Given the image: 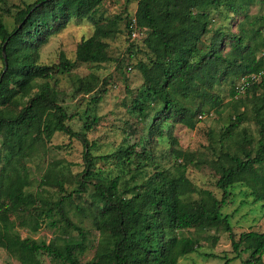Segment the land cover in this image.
Returning a JSON list of instances; mask_svg holds the SVG:
<instances>
[{
	"label": "trees",
	"instance_id": "16d2710c",
	"mask_svg": "<svg viewBox=\"0 0 264 264\" xmlns=\"http://www.w3.org/2000/svg\"><path fill=\"white\" fill-rule=\"evenodd\" d=\"M103 1L25 3L16 7L11 31L0 12V248L20 264H42L43 256L53 263L78 264L87 249L88 233L71 214L80 220L82 214L98 233L94 255L85 264H178L199 247L198 239L184 231L215 229L230 235L233 256L220 258L223 264L240 260L243 254L248 255L243 264H264V231L241 233L235 239L230 215L221 212L235 185L247 188L254 203L264 206V76L244 92L236 91L242 76L264 70V14L247 12L257 1L264 12V0H123L124 16L98 23L95 15ZM130 4H135L133 11ZM236 18L241 20L232 32ZM85 19L92 22L93 33L77 45V64L111 61L107 40L121 33V22L131 41L129 56L133 50L144 55L135 64L142 84L131 100V113L142 122L150 120L146 144L151 137L168 138L174 158L170 168L162 167L146 145L138 151L142 142L93 156L86 132L98 118L86 111L79 114L82 133L69 127L67 122L75 115L60 104L54 76L68 74L74 64L63 53L52 66L37 61L49 37L72 21ZM133 28L143 36L132 40ZM227 82L230 112L218 135L209 136L211 155L179 149L165 128L193 127L208 110L221 114L223 100L216 88ZM102 86L93 75L78 78L75 85L84 94L94 92L93 105L107 92ZM249 121L258 128L256 139L244 127ZM56 133L81 141L83 170L72 180L64 168L48 170L40 190L31 192L27 162ZM108 159L117 162L119 172L106 179L96 161ZM203 163L217 176L220 199L196 188L187 177L189 164ZM66 184L71 187L65 188ZM51 186L58 192L45 188ZM85 196L86 208L75 203ZM13 218L25 221L32 233L46 225L70 238L61 243L21 238Z\"/></svg>",
	"mask_w": 264,
	"mask_h": 264
},
{
	"label": "rangeland",
	"instance_id": "374dc122",
	"mask_svg": "<svg viewBox=\"0 0 264 264\" xmlns=\"http://www.w3.org/2000/svg\"><path fill=\"white\" fill-rule=\"evenodd\" d=\"M35 0H0V12L3 15V21L7 29L11 31L14 27L13 15L16 7L25 3H33ZM125 4L123 0H104L100 5L95 20L98 23H106L115 19L117 16H124ZM130 10L135 9V4L128 6ZM9 9L10 14L5 13ZM248 14L251 16L264 14L262 5L257 1L248 8ZM230 28L232 32L237 31L238 22L241 18H236ZM220 22V19L217 20ZM232 22H230L231 24ZM119 33L115 38L107 40L109 49L108 54L111 61L100 64H82L76 63L75 51L76 47L82 39L89 38L93 33V24L89 19L74 20L66 26L61 32L49 37L46 44L39 49V59L37 63L41 65L52 66L58 63L59 55L63 53L65 57L74 64V67L68 74H58L54 76L56 81V89L59 91V102L65 106L68 114L75 115L73 119L68 121L69 127L76 133H82L83 119L81 113L88 112L98 118L97 124L93 129L86 132V138L89 144H93L94 148L91 153L93 156H105L115 151L119 146L124 144L132 145L142 142L138 145L137 150L146 147L156 158L162 167H171L174 158L170 155L171 144L167 137H151L148 141L147 128L150 120L142 122L137 115L131 113V100L136 94L138 88L142 84V77L135 68L136 62L144 58L143 54H135L129 56L128 48L130 40L124 29V23L118 24ZM229 48H226L228 50ZM3 69V63L0 59V74ZM93 75L98 79L99 84L103 85L107 92L102 95L101 101L96 105L90 103L94 92L84 94L76 90V80L78 78H86ZM54 80L52 83H54ZM40 80H38L39 82ZM230 82L221 83L217 86V94L223 100V111L216 114L212 110H208L205 116L197 118L198 121L193 127H185L182 125H174L172 129L165 128L166 132L171 133L177 139L178 148L194 153L208 152L209 136H217L222 126L228 121L230 110L226 108L229 101ZM35 92V91H33ZM33 94V93H31ZM249 109V106H248ZM249 111V110H248ZM244 127L254 139L257 138L258 128L253 121L245 122ZM213 138V137H212ZM37 155V156H36ZM32 162L28 161L29 167V190L35 192L39 189L40 180L48 170L59 171L66 170L68 180L83 170V144L80 140L70 137L64 133H56L51 141L45 144V147L36 154ZM211 155V153H210ZM207 156L208 159L211 156ZM117 162L113 160L96 161V168L103 172L106 179L110 176L118 174L119 167ZM187 177L190 182L198 189L209 190L217 198H221V191L216 188L215 182L217 176L209 168L208 164H200L198 167L189 164L187 167ZM71 186L66 184L65 188ZM49 192L57 193L56 187H45ZM43 189V188H41ZM229 193L232 194L227 203L222 207L221 212L224 215H230V225L235 239L241 233L255 231H264V206L262 203H254L247 188L241 185H235L230 188ZM76 204L87 207L88 197L83 199L76 198ZM84 201V202H83ZM75 223L82 225L87 231V249L79 257L78 264H85L91 260L95 246L98 241V233L92 228L90 219H85V215L81 214V220L71 214ZM16 231L21 238H29L37 241L50 243L55 241L61 243L65 239H69L70 235H65L61 230H53L47 228L46 225L35 233L30 232L25 221L14 219ZM185 236L195 237L199 241L197 251L181 258L178 264H223V257H232L231 240L229 233H225L222 229L209 230L206 232H194L193 230L184 231ZM72 235V234H71ZM75 234H73L74 236ZM211 238V239H210ZM216 238V241H213ZM211 256V257H210ZM248 258L247 254H243L240 260L230 264H243ZM42 264H60L53 263L47 256L41 258ZM264 263V256H263ZM0 264H20L16 259L11 258L3 249L0 248Z\"/></svg>",
	"mask_w": 264,
	"mask_h": 264
},
{
	"label": "built area",
	"instance_id": "2783aa9c",
	"mask_svg": "<svg viewBox=\"0 0 264 264\" xmlns=\"http://www.w3.org/2000/svg\"><path fill=\"white\" fill-rule=\"evenodd\" d=\"M132 24H135V20H132ZM141 36H143V32L137 30L136 28H133V30L131 31V39L134 40ZM262 76H264V70L256 74L242 76L236 86V91L238 93L244 92V90L250 86L251 82L259 80Z\"/></svg>",
	"mask_w": 264,
	"mask_h": 264
},
{
	"label": "water",
	"instance_id": "95a60500",
	"mask_svg": "<svg viewBox=\"0 0 264 264\" xmlns=\"http://www.w3.org/2000/svg\"><path fill=\"white\" fill-rule=\"evenodd\" d=\"M2 52L4 53V46H3V48H2Z\"/></svg>",
	"mask_w": 264,
	"mask_h": 264
}]
</instances>
